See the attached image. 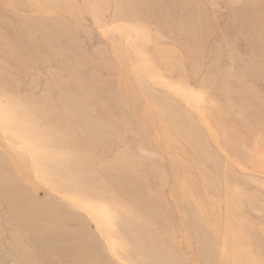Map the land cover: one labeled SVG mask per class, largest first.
<instances>
[{
    "label": "rangeland",
    "instance_id": "374dc122",
    "mask_svg": "<svg viewBox=\"0 0 264 264\" xmlns=\"http://www.w3.org/2000/svg\"><path fill=\"white\" fill-rule=\"evenodd\" d=\"M0 122V264H264V0H0Z\"/></svg>",
    "mask_w": 264,
    "mask_h": 264
},
{
    "label": "bare ground",
    "instance_id": "6f19581e",
    "mask_svg": "<svg viewBox=\"0 0 264 264\" xmlns=\"http://www.w3.org/2000/svg\"><path fill=\"white\" fill-rule=\"evenodd\" d=\"M183 24H184V22H183ZM183 24H181L182 25V28H184V26H183ZM189 24L190 23H188V26H187V28H189ZM27 26V25H26ZM34 30V29H33ZM68 78H69V76H68ZM77 79V78H76ZM72 80L73 81H75V79L74 78H72ZM172 91V90H171ZM79 92H84V90H81V91H79ZM177 92V91H176ZM84 93H86V92H84ZM59 96H61V95H59ZM187 97V96H186ZM58 98V97H57ZM61 99V98H60ZM57 100V99H56ZM54 102V101H53ZM60 102V101H59ZM58 105V104H57ZM60 105L62 106V110H64L63 112H65V113H63V112H61V115L60 116H62V118H63V120H64V124H66L67 126L66 127H70L71 126V124H70V118L72 119V121H73V118H76V116H78L77 115V111L80 113L81 111L82 112H86V110L88 109V106L86 105V104H84L83 103V101H79V100H77L76 98H74L71 94H69V93H64L63 94V98L61 99V102H60ZM70 106L71 108H72V106H74V109H72V110H70V111H67V109H63L65 106ZM53 107V106H52ZM49 109H51V108H49ZM48 109V110H49ZM38 110V109H37ZM43 110V109H42ZM47 110V111H48ZM69 110V109H68ZM40 111V110H39ZM51 111V110H50ZM39 113V112H38ZM46 113V112H45ZM27 115V113H26V111H20L19 112V115L20 116H24V115ZM30 115V114H29ZM34 115V114H33ZM32 115V116H33ZM50 117V116H49ZM33 118V117H32ZM54 118L56 119V117L54 116ZM25 120V119H24ZM51 120H53V119H51ZM60 120V119H59ZM26 121H28V120H26ZM25 121V122H26ZM1 123V122H0ZM63 124V125H64ZM78 123H76L75 121H74V123H73V126H75V125H77ZM21 125V124H20ZM62 125V124H61ZM62 125V126H63ZM30 126V125H29ZM1 128H2V126H1ZM5 130V129H4ZM29 130V129H28ZM55 130V129H54ZM13 131H14V133L16 134V135H19V136H23L24 135V131H23V129H20V127H17V126H14L13 127ZM50 132V131H49ZM60 132V131H59ZM63 132V131H62ZM28 133V132H27ZM10 135V134H9ZM15 136V135H14ZM27 136V135H26ZM11 137H13V136H11ZM69 137V136H68ZM17 138V137H16ZM23 138V140H24V137H22ZM46 142V141H45ZM51 148V147H50ZM29 152V151H28ZM49 152V151H48ZM46 153V152H45ZM50 154V153H49ZM29 155V154H28ZM30 156V155H29ZM29 158H31V156L29 157ZM34 162V161H33ZM35 172V171H34ZM33 173V172H32ZM37 174V173H36ZM82 174H85V171L82 173ZM38 175V174H37ZM34 178V177H33ZM51 179V178H50ZM53 179V178H52ZM51 179V180H52ZM102 193H103V191H101ZM6 193V192H5ZM16 194V193H15ZM111 196H114V195H110V197ZM118 196V195H117ZM14 197V196H13ZM69 202V201H68ZM22 207V206H21ZM12 209H13V207H12ZM16 209H17V206H16ZM14 210V209H13ZM21 210V209H20ZM15 211V213H16V211L17 210H14ZM19 211V210H18ZM27 211V210H26ZM94 213V212H93ZM93 213H91V214H93ZM18 215H20L21 216V213H18ZM30 215V214H29ZM20 216H18V217H20ZM34 215H30L29 216V219H36L35 217H33ZM90 216V215H89ZM94 217L95 218H98V217H96V215H94ZM20 218H22V217H20ZM155 217H153V223H156L157 224V221H156V219H154ZM18 220H20V219H18ZM22 220V219H21ZM29 222V221H28ZM30 223V222H29ZM37 223V222H36ZM25 224V223H24ZM38 224V223H37ZM22 226H24V225H22ZM24 228H25V226H24ZM28 229V228H27ZM31 230V229H30ZM43 230V229H42ZM28 231V230H27ZM46 232V231H45ZM46 234V233H45ZM48 235V234H47ZM35 236V235H34ZM46 236V235H45ZM38 237V236H37ZM150 240H151V242L153 241V244H154V242L155 241H158V240H153V239H156V238H149ZM38 241V240H37ZM139 242L137 243L136 241H132V243H131V245H130V249H132V248H134V246H135V249L136 248H138L139 247ZM201 247V246H200ZM160 248V246L158 245V243H156L155 244V247H151V249L150 248H147L146 250H144V247L141 249V250H143L144 252H147V255H148V258H149V263L150 264H177V262H178V255L175 257V255H171V253H170V250L168 249V248H164V249H162L161 248V251H159L158 249ZM168 249V250H167ZM192 250H194V249H192ZM198 252H197V251ZM196 250H195V252H197V254L198 255H200V256H203L204 254H205V252L202 250L201 251V248L199 249V247L198 248H196ZM166 251H167V253H166ZM243 251L244 250H239V252H238V258L240 257V256H245V259L244 260H242V262H241V260L240 259H237V258H235V260H234V264H257L254 260H251V256H250V254H249V251L248 250H246L244 253H243ZM38 252V251H37ZM140 252V251H139ZM169 252V253H168ZM39 255V254H38ZM157 256H158V258H157ZM203 258H204V256H203ZM40 259V258H39ZM157 260H161L160 262H157ZM22 262H23V264H35V263H33V262H30V260H27V259H25V257H22ZM44 263V262H43Z\"/></svg>",
    "mask_w": 264,
    "mask_h": 264
}]
</instances>
